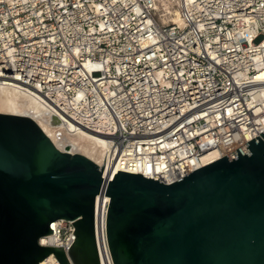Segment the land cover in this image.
Instances as JSON below:
<instances>
[{
    "label": "built area",
    "instance_id": "built-area-1",
    "mask_svg": "<svg viewBox=\"0 0 264 264\" xmlns=\"http://www.w3.org/2000/svg\"><path fill=\"white\" fill-rule=\"evenodd\" d=\"M0 86L108 150L104 179L171 184L264 132V0H0ZM110 201L96 197L101 264H114ZM75 221L39 239L71 264ZM40 264L61 263L53 253Z\"/></svg>",
    "mask_w": 264,
    "mask_h": 264
},
{
    "label": "water",
    "instance_id": "water-1",
    "mask_svg": "<svg viewBox=\"0 0 264 264\" xmlns=\"http://www.w3.org/2000/svg\"><path fill=\"white\" fill-rule=\"evenodd\" d=\"M107 151L53 113L0 112V264L53 253L71 264L64 248L39 243L61 218L76 220L72 262L101 264L95 204L106 191L114 264H264V132L171 184L124 171L104 179Z\"/></svg>",
    "mask_w": 264,
    "mask_h": 264
},
{
    "label": "bare ground",
    "instance_id": "bare-ground-1",
    "mask_svg": "<svg viewBox=\"0 0 264 264\" xmlns=\"http://www.w3.org/2000/svg\"><path fill=\"white\" fill-rule=\"evenodd\" d=\"M178 21V20H177ZM0 112L31 117L43 116L52 111L36 96L20 92L14 88L0 86ZM68 133L69 129L65 128ZM71 134V133H70ZM221 157L220 153L213 151L206 154L205 164L211 163Z\"/></svg>",
    "mask_w": 264,
    "mask_h": 264
}]
</instances>
